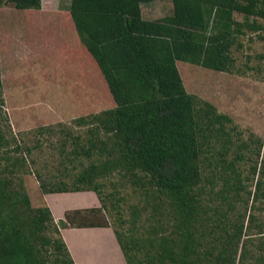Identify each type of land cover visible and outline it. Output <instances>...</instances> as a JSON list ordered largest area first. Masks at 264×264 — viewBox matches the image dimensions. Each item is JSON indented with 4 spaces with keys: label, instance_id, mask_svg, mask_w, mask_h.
I'll return each instance as SVG.
<instances>
[{
    "label": "trees",
    "instance_id": "obj_1",
    "mask_svg": "<svg viewBox=\"0 0 264 264\" xmlns=\"http://www.w3.org/2000/svg\"><path fill=\"white\" fill-rule=\"evenodd\" d=\"M151 1L71 0L68 15L80 53L74 52L68 67L74 66L76 81L79 72L86 78L101 76L116 104L77 119L94 128L86 145L75 138L76 154L98 158L76 174L73 187L62 182L51 188L41 174L30 172L25 153L31 149L13 142L15 137L0 126V257L22 260L5 264H75L61 237L60 226L66 223L55 222L44 196L93 191L103 204L102 179L117 172L156 198L159 216H171L174 222L173 231L152 240L150 264H200L206 227L211 234L221 232L224 252L216 257L218 263L243 264L244 222L231 230L228 214H223L216 224L210 216L214 210L204 204V161L213 170L216 158L218 165L226 163L229 148L217 156L208 153L228 140L233 119L187 90L178 61L231 70L232 48L245 29L263 28L256 20L250 24L249 16L264 19V0H173V14L155 20L145 18L142 10ZM5 2L20 10L42 8V0ZM235 13L244 14L246 21L237 20ZM33 176L36 182L29 187ZM67 219L74 223L76 218L68 213ZM89 222L109 225L106 220ZM51 228L55 238L46 233ZM114 230L128 264H134L130 244ZM259 259L264 264V255Z\"/></svg>",
    "mask_w": 264,
    "mask_h": 264
},
{
    "label": "rangeland",
    "instance_id": "obj_2",
    "mask_svg": "<svg viewBox=\"0 0 264 264\" xmlns=\"http://www.w3.org/2000/svg\"><path fill=\"white\" fill-rule=\"evenodd\" d=\"M42 2L37 10H20L5 0L0 3V126L15 137L13 142L31 149L25 153L30 172L41 174L51 188L62 182L73 187L76 174L98 158L76 154L75 141L86 145L94 128L90 123L78 124L77 119L116 104L101 76L86 78L79 72L76 81L74 66L68 67L74 52L80 53L68 15L71 0ZM142 10L145 18L160 19L173 14V0L147 2ZM235 18L246 21L241 13H235ZM254 20L263 28L245 29L232 48L231 70L178 61L187 90L233 119L227 127L228 140L219 142L214 154L208 153L217 156L229 148L226 163L218 165L216 158L213 170V164L204 161V204L214 210L210 216L216 224L223 214H228L231 230L244 222L242 241L246 242L239 251L240 255L243 248V264H258L264 255V19L249 16L250 24ZM102 181L105 202L95 192L100 206L89 216L108 221L123 235L134 264H150L155 254L152 240L174 230L171 216H159L156 198L128 177L117 172ZM35 182L33 176L29 187ZM204 230L200 264H219L216 257L224 252L221 232ZM46 233L57 236L53 228ZM21 261L0 257V264Z\"/></svg>",
    "mask_w": 264,
    "mask_h": 264
},
{
    "label": "crops",
    "instance_id": "obj_3",
    "mask_svg": "<svg viewBox=\"0 0 264 264\" xmlns=\"http://www.w3.org/2000/svg\"><path fill=\"white\" fill-rule=\"evenodd\" d=\"M44 197L55 222L59 226L61 221L66 223L60 226L61 237L75 264H128L114 227L89 225L93 219L89 214H94L92 209L100 206L95 192H53ZM76 212L80 213L77 214L80 221L69 222L67 214Z\"/></svg>",
    "mask_w": 264,
    "mask_h": 264
}]
</instances>
